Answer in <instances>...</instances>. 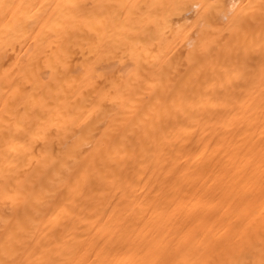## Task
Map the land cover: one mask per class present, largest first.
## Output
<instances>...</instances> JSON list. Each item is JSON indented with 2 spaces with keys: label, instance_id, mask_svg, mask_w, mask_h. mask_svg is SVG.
Instances as JSON below:
<instances>
[{
  "label": "bare ground",
  "instance_id": "1",
  "mask_svg": "<svg viewBox=\"0 0 264 264\" xmlns=\"http://www.w3.org/2000/svg\"><path fill=\"white\" fill-rule=\"evenodd\" d=\"M0 264H264V0H0Z\"/></svg>",
  "mask_w": 264,
  "mask_h": 264
}]
</instances>
